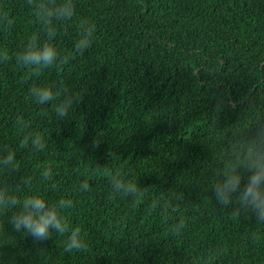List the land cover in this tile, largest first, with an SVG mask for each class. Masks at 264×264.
I'll return each instance as SVG.
<instances>
[{
    "label": "trees",
    "instance_id": "1",
    "mask_svg": "<svg viewBox=\"0 0 264 264\" xmlns=\"http://www.w3.org/2000/svg\"><path fill=\"white\" fill-rule=\"evenodd\" d=\"M6 2L16 24L11 33L0 30V44L15 51L38 24L24 0ZM76 3L77 16L58 39L71 60L39 77L14 59L0 64V146L15 147L18 114L46 134L48 147L21 151L18 163L33 176L39 166L55 169L54 185L44 191L73 199L67 215L83 228L88 247L64 253L63 234L34 241L14 233L6 216L0 261L208 264L205 253L217 246L213 264H264V225L216 204L211 188L222 151L217 142L243 118L250 99L264 98V0ZM85 18L97 31L79 53L74 41ZM37 82L82 89L83 97L57 120L50 105L30 97ZM125 169L135 170L130 180L139 191L113 195L111 176ZM85 180L91 187L80 191ZM168 192L183 195L178 209Z\"/></svg>",
    "mask_w": 264,
    "mask_h": 264
},
{
    "label": "clouds",
    "instance_id": "2",
    "mask_svg": "<svg viewBox=\"0 0 264 264\" xmlns=\"http://www.w3.org/2000/svg\"><path fill=\"white\" fill-rule=\"evenodd\" d=\"M24 7L31 10L38 30L28 35L15 51H10L7 44H0V64L14 59L30 69V76L39 77L43 71L59 69L72 59L71 54L61 51L58 39L64 24L77 16V3L76 0H24ZM11 8L6 0H0V30L6 33H11L16 24ZM96 31L94 19L80 21L75 51L88 50ZM29 94L37 104L50 105L53 117L59 120L70 116L74 105L82 99L83 90L37 82L30 87ZM16 120L21 127L15 147L0 146V241L6 238L2 220L7 216L14 233L42 242L55 232L64 236V253L85 250L88 241L83 228L72 226L67 215L73 207V199L64 195L52 197L44 191L45 187H53L55 169L50 165L39 166L33 176L18 163L21 151L43 152L48 147L46 134L25 124L22 114H18ZM222 139L223 143L217 142L222 145V151L212 172L214 202L225 209H235L236 215L243 212L254 216L257 224L264 225V98L250 99L243 118L230 130L226 129ZM133 176H136L134 169L115 172L110 179L112 194L131 196L137 193L140 186L137 180H130ZM90 187L87 180L79 184L80 191L86 192ZM167 198L178 209L183 195L168 192ZM159 203L160 200L153 202L152 207L156 208ZM173 231L180 234L181 227L177 225ZM45 251L40 250L39 255ZM219 253V247L211 246L204 259L213 264Z\"/></svg>",
    "mask_w": 264,
    "mask_h": 264
}]
</instances>
